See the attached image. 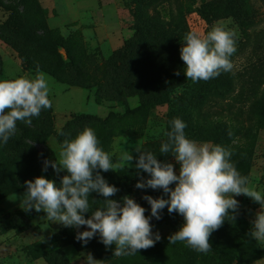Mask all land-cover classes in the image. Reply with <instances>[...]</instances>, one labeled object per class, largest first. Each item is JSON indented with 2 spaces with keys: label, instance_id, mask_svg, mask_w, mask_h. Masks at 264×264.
<instances>
[{
  "label": "rangeland",
  "instance_id": "374dc122",
  "mask_svg": "<svg viewBox=\"0 0 264 264\" xmlns=\"http://www.w3.org/2000/svg\"><path fill=\"white\" fill-rule=\"evenodd\" d=\"M205 1L209 0H2L24 18L21 24L35 40H25L9 25L11 10L0 5V79H32L37 70L43 72L52 107L32 117L31 125L18 121L15 135L7 144L0 142V185L12 182L26 187V180L38 176L53 180L57 173L50 166L43 170L45 160L58 158L59 144L51 131H60L65 140L84 128L95 132L98 146L115 164L121 163L126 151L133 156L130 166L112 170L150 178L135 167L139 149L151 151L161 163L173 164L178 174L174 157L160 153V146L167 140L164 133L171 130L170 122L179 118L186 124L187 138L231 150L237 171L264 195V121L239 95L237 85L227 93L220 85L185 78L172 92L156 94L150 84L155 72L149 78L146 73L152 70L137 67L126 49L136 40L133 27L140 22L142 9L146 17L152 16L148 19L152 23L171 20V26H177L184 17L188 32L201 36L214 25H222L236 33L237 50L230 58L235 74L256 57L258 45L264 46V0H239L249 5L247 16L240 17L231 15L224 0L217 7L206 6ZM201 11L208 13L207 19ZM173 33L180 53L185 34ZM19 53L29 55L31 68L23 66ZM141 80L150 86H140ZM146 99L151 104L142 106ZM25 191L0 199V264H65L60 252L68 264H86L88 254L99 264H264V243L243 236L235 227L215 233L207 253L183 242L169 243L168 237L179 229L183 217L161 210L157 220L142 197L121 191L108 199L122 203L124 196L133 198L145 209L152 232L160 240L124 256L113 255L115 246L105 247L99 234L75 247L77 232L87 227L66 228L48 221L43 211L22 210L20 197ZM233 198L244 209L251 230L260 205L244 195ZM104 199L90 194L86 219L104 206Z\"/></svg>",
  "mask_w": 264,
  "mask_h": 264
},
{
  "label": "clouds",
  "instance_id": "9594fccd",
  "mask_svg": "<svg viewBox=\"0 0 264 264\" xmlns=\"http://www.w3.org/2000/svg\"><path fill=\"white\" fill-rule=\"evenodd\" d=\"M183 41L179 51L186 79L193 83L208 81L233 70L230 58L237 50L234 31L214 25L203 36L191 31L186 33ZM49 93L48 79L39 70L32 79L23 76L0 79V142L7 144L15 135L18 121L31 125L32 117H38L42 109L51 108ZM170 124L171 130L164 133L167 140L161 144L160 153L174 157L179 165L178 174L173 164L161 163L151 151L137 149L140 154L135 158V167L150 176L141 178L135 187L162 189L168 197H143L150 205L151 217L159 220L164 208L169 214L178 213L183 217L182 225L168 237L169 243L183 242L201 253L211 251L209 238L226 217L235 220L239 202L233 197L239 195L260 205L249 235L264 243V195L250 187L248 178L237 171L231 162L232 151L220 145L197 144L187 138L186 124L179 118H174ZM98 145L91 128L63 140L58 158L45 160L43 170L50 166L57 174L61 171L66 174L60 177L59 184L43 176L26 180L20 207L26 212L43 211L48 221L66 228L86 226L88 230L77 232L76 239L86 244L99 234L105 247L115 246V256L132 255L153 247L160 236L152 232L145 209L129 196L122 197V203L108 199L118 189L100 175V171L130 166L133 156L126 151L121 163L115 164ZM173 184L175 186L170 187ZM91 193L102 195L105 203L91 211L86 219L84 214L91 210ZM86 264H99V261L88 254Z\"/></svg>",
  "mask_w": 264,
  "mask_h": 264
},
{
  "label": "trees",
  "instance_id": "16d2710c",
  "mask_svg": "<svg viewBox=\"0 0 264 264\" xmlns=\"http://www.w3.org/2000/svg\"><path fill=\"white\" fill-rule=\"evenodd\" d=\"M220 0H209L205 1L206 6H215ZM224 7L228 8L231 15L234 16H247V10L249 5L243 1L239 0H224ZM0 5L8 8L10 11L9 25H13L15 30L22 35V37L27 41H34V35L28 31L25 25L21 24L25 22L24 18L20 14L9 8V4H6L0 0ZM144 9L140 11L141 19L134 25L136 40L135 42L128 44L126 49L130 51V55L134 56V64L142 69H150L146 75H150L155 72L154 76H151L150 84L154 85V90L156 94L169 93L172 92L176 86H179L185 80L184 75V64L180 59V53L176 48V41L172 38L173 32L175 30L180 31L182 34L188 33L186 21L184 17L181 18L180 23L177 26H171V20L152 23L148 19H153L152 16H147L144 13ZM204 18H208V13L201 11ZM143 20V21H142ZM175 28V30H174ZM172 32V33H171ZM244 45V43L242 44ZM130 48V49H129ZM259 50L256 53V57L250 60L246 65H243L241 70L236 71L235 74L232 72H222L218 77L208 80V83L220 85L224 92H230L237 85L239 95L245 96L246 100L249 102L250 109L258 112L264 121V46H259ZM133 50V51H132ZM20 54L23 66L26 68H31L32 62L28 57L29 55ZM179 72V75H176ZM149 73V74H148ZM157 74V75H156ZM150 86L148 82L143 80L140 81V86ZM150 99H146L142 106H148L151 104ZM50 109V108H49ZM57 143L60 145L63 140L61 137V132L58 130L51 131ZM100 171V170H96ZM63 171L56 174L53 178L57 184H59L60 177L65 175ZM100 175L106 180L109 185H112L127 195L144 197L145 195L151 196L152 198H164L167 199V194L163 192L162 189L153 190L151 188L138 189L135 187L136 183L143 179H148L142 175H131L123 172H118L115 170L103 172L100 171ZM48 179L49 177H44ZM175 185H170L174 187ZM26 190V187H18L12 182H7L6 186L0 185V199L12 194L18 190ZM145 200V199H144ZM146 201V200H145ZM147 202V201H146ZM168 213L167 208L163 209ZM178 213H171L170 215H177ZM230 227L239 228L242 230V234L245 237L249 235V225L243 208H238L235 220L230 218H225L223 225L216 231H213L210 238L214 236L215 233L225 230ZM79 241H74V246H78ZM60 256L64 259V263L68 264L65 259V255L60 252Z\"/></svg>",
  "mask_w": 264,
  "mask_h": 264
}]
</instances>
